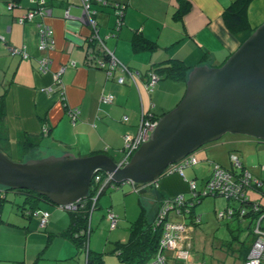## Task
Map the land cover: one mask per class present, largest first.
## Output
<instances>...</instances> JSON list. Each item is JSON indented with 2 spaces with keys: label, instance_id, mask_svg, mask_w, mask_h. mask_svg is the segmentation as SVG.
Masks as SVG:
<instances>
[{
  "label": "crops",
  "instance_id": "0c3cea01",
  "mask_svg": "<svg viewBox=\"0 0 264 264\" xmlns=\"http://www.w3.org/2000/svg\"><path fill=\"white\" fill-rule=\"evenodd\" d=\"M38 1L0 0V149L10 157L21 153L18 137L30 134L36 139L31 140L32 146L26 152L28 159L61 156L64 152L76 157L104 153L120 162L123 136L135 135L143 117L158 121L185 92L183 82L164 73H158L149 91V70L169 58L181 60L188 72L194 66L217 67L240 45L223 20L224 8L232 0H89L99 36L92 41L89 37L93 29L83 12V0H45L50 14L19 22ZM119 1L126 5L120 24L116 23L114 6ZM247 15L252 29L260 25L264 0H253ZM251 15H259L261 20L253 22ZM39 24H48L51 29L50 46L43 49L38 46ZM139 38L150 45L139 44ZM9 47L23 48L27 57L12 55ZM106 52L126 65L134 80L120 68L108 76L105 70L95 67V58ZM42 57L50 58L45 72L38 70ZM61 66L64 70L56 81L54 75ZM116 76H124V83H118ZM102 94L111 95L112 102L101 101ZM73 107L79 111L74 123L68 114ZM243 140L264 146L261 141ZM195 166L189 165L183 175L173 170L139 187L149 219L156 198L185 194L188 181L197 178ZM262 171L253 175L259 177ZM190 173L192 176L187 178ZM11 193L13 196L8 197L6 189L0 188V264H95L91 260L107 264L101 255H97L100 259H92L94 251L89 241L90 252L64 234L71 222L70 211L41 199L33 206L24 202L23 193ZM6 200L8 204L3 205ZM42 211L48 213L44 227L39 225ZM188 226V239L181 241L188 248V260L178 257L174 249H167L164 254L169 264L204 263L191 251L193 225ZM117 242L124 241L117 239L115 245Z\"/></svg>",
  "mask_w": 264,
  "mask_h": 264
},
{
  "label": "water",
  "instance_id": "95a60500",
  "mask_svg": "<svg viewBox=\"0 0 264 264\" xmlns=\"http://www.w3.org/2000/svg\"><path fill=\"white\" fill-rule=\"evenodd\" d=\"M31 9L41 10L37 5ZM92 34L90 41L97 39ZM227 132L264 142V22L220 66H194L188 72L179 103L158 119L150 139L127 163L104 153L76 157L69 152L17 161L0 151V186L29 189L64 206L82 202L92 178L101 172L105 180L91 196L89 219L100 195L113 182H155L168 165ZM67 153L70 156H64Z\"/></svg>",
  "mask_w": 264,
  "mask_h": 264
},
{
  "label": "built area",
  "instance_id": "2783aa9c",
  "mask_svg": "<svg viewBox=\"0 0 264 264\" xmlns=\"http://www.w3.org/2000/svg\"><path fill=\"white\" fill-rule=\"evenodd\" d=\"M33 1V0H32ZM83 12L87 16L88 22L92 27V36L99 38L95 30V20L91 17L90 2L89 0H83ZM37 6L40 11L36 9H30L25 16L19 18V22H23L25 19L31 20L36 13H41L43 15L50 14V10L46 7L45 0H39ZM115 13H116V23L120 24L119 21L122 20L125 1H119L115 3ZM68 16L67 11L65 12V17ZM40 49L49 47L51 43V29L48 24H39L38 29ZM0 39L3 40L2 37ZM101 41V39H100ZM9 52L14 55L16 53L22 54V56L27 57L23 48L9 47ZM50 64V58L42 57L38 60V70L40 72H45L48 70ZM94 65L106 71L108 76L120 68L122 71L129 74L130 78L134 80L133 72L118 61V59L111 53L106 52V54L96 57ZM64 67H59L58 71L55 73L54 77L56 81H59V75L63 72ZM159 76L150 71L147 78V88L149 91L155 86ZM124 76H116V81L120 84L124 83ZM111 95H101L100 100L105 103L112 102ZM79 111L77 107L68 109V114L74 123ZM126 119V117H125ZM157 125V119L145 118L143 117L138 126L137 133L135 135L126 134L123 136V147L121 163H127L136 149L143 143L150 139V134L153 132ZM231 167L227 168L221 166L218 163L212 165V170L210 176L204 181L202 188L197 189V184L195 180H189L188 185L192 197L186 198L183 194L174 196L173 198H168L165 200L163 205L159 207L158 213L156 215L157 225L161 226V235L159 237L157 248L154 251L151 258L145 261L143 264H169L164 251L167 249H174L178 257L188 260V248L181 244L182 240L188 239L185 235L187 233L189 226L181 221H171L168 220L169 211H173L174 216L180 215L182 213H189V206L192 204L193 198L198 194L208 195H224L228 200L238 201L236 207L228 205L224 211L218 213L219 218L224 217H237L239 219L248 220L252 227L253 241L249 248V251L244 260V264H264V181L259 177L254 176L245 168L239 159L238 155L230 154ZM196 162V157L194 154H188L180 161L174 163L175 169L181 175H183V168L192 165ZM264 171V165L261 167ZM95 181H101V176L99 173L94 176ZM105 178L103 179V181ZM102 181V182H103ZM132 186L133 190L139 189L140 186L131 181H125ZM253 193V194H250ZM257 196L255 198L254 196ZM168 201V202H167ZM79 203H71L64 206H58L66 210H75ZM106 216L110 222V227L114 228L117 224V218L113 214L111 209L107 210ZM191 223L198 224L200 222L199 218L191 213L188 214ZM48 219V213L42 211V216L40 219V227H44ZM187 246V243H186ZM188 264H192L188 261ZM205 264V263H198Z\"/></svg>",
  "mask_w": 264,
  "mask_h": 264
},
{
  "label": "rangeland",
  "instance_id": "374dc122",
  "mask_svg": "<svg viewBox=\"0 0 264 264\" xmlns=\"http://www.w3.org/2000/svg\"><path fill=\"white\" fill-rule=\"evenodd\" d=\"M250 18L256 23L261 20L259 15H251ZM243 139L256 140L248 135L227 132L219 139L208 142L193 152L196 157L194 165H196L197 189L202 188L210 168L215 163L227 168L231 167L229 153L231 150L241 157L250 173L260 174L261 167L264 165V146H255L254 142L251 143ZM18 157L19 155L10 157V159L17 160ZM188 168L189 166H186L183 170L187 173ZM188 176L187 178H190L192 174L190 173ZM258 176L264 181V171ZM0 188L4 189L2 186ZM6 191L8 197L9 195L12 197L13 194H9V192L16 190L8 189ZM184 195L189 199L192 197L189 186ZM254 197L257 198L256 195ZM140 198L144 200L137 190L131 189L130 184L123 182L116 187L113 182L100 195L97 206L90 215L91 232L88 241L92 251L99 252L102 258L107 260V264H122L113 248L117 239L123 241L128 239L129 226L140 212ZM7 200L3 202V205L8 204ZM262 201L264 202V198ZM228 205L236 207L238 201H230L224 195L208 194L191 207L190 213L200 220L199 224L193 223V228L190 230L191 251L196 255V260H202L205 264H244V251L250 247L253 241L252 227L248 220L235 216L219 218L218 213ZM108 209H111L117 218L114 228L110 227L106 216ZM188 214L182 213L174 216L173 211H169L167 219L181 221L188 225L191 224Z\"/></svg>",
  "mask_w": 264,
  "mask_h": 264
},
{
  "label": "trees",
  "instance_id": "16d2710c",
  "mask_svg": "<svg viewBox=\"0 0 264 264\" xmlns=\"http://www.w3.org/2000/svg\"><path fill=\"white\" fill-rule=\"evenodd\" d=\"M252 1L253 0H232L225 6L223 11V20L226 27L240 41V43H243L253 31V29L250 27L247 16L248 7ZM136 42H141L139 44L143 46L146 44L150 45L151 43L148 41H144L143 38H139L138 40L136 39ZM94 66L97 67L96 65ZM150 71L155 72L157 75L158 73H164L166 77H169L176 81H181L185 84L188 74V67H186L178 58H169L160 63V65H158L156 68L149 70V72ZM35 137L36 136L30 134H22L18 137L17 142L18 146L21 148V153L19 154L17 161H24L30 158L29 156H26V152L29 147L32 146L31 140L36 139ZM3 140L7 141L6 137H4ZM0 151L10 158V153L1 149ZM174 169L175 164H170L163 174L173 171ZM98 173L101 176V181H95V177L92 178L89 188V195L84 200H82L83 203H81V205L78 206L75 210H69L71 212V222L68 228L64 231V234L71 237L79 248L83 250L87 248L88 252L90 251L88 245L86 244L88 241V234L91 231V228H89L88 219L93 203L91 196H94L103 179L105 178V176L101 172H96L95 175H97ZM8 189L10 188H7L6 190ZM16 191L23 193L25 195L24 202L31 203L32 205L35 203V201H38L40 199L47 201L45 196L29 189H16ZM203 197V194H198L193 198L192 204H190L189 206V213L192 210L191 207L199 202ZM165 200L169 201L168 198H164L162 196H160V199L156 198V203L153 204V207H155V209H153V216L149 219V213L142 205L140 198V212L138 217L134 221H132L129 226L128 239L124 242H117L115 245L116 247H114L113 249V251L117 253L118 258L122 263L143 264L145 261L151 258L157 248V243L161 235V226L156 224L157 220L155 217L158 213L159 207L163 205ZM249 248L250 247H248L244 251V260L249 251ZM97 255L100 256L101 254L99 252H93L92 259ZM98 256L96 258H99ZM91 263L99 264V262L96 263L93 262V260H91Z\"/></svg>",
  "mask_w": 264,
  "mask_h": 264
},
{
  "label": "flooded vegetation",
  "instance_id": "af4514ba",
  "mask_svg": "<svg viewBox=\"0 0 264 264\" xmlns=\"http://www.w3.org/2000/svg\"><path fill=\"white\" fill-rule=\"evenodd\" d=\"M260 141V140H259ZM261 142H263V141H261ZM102 184V183H101ZM120 185V184H119ZM119 185H116V187H118ZM81 203H83V202H81Z\"/></svg>",
  "mask_w": 264,
  "mask_h": 264
}]
</instances>
